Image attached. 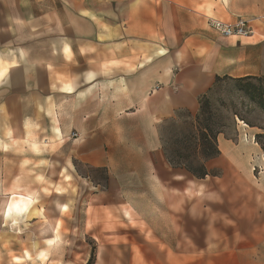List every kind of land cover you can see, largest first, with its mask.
I'll return each instance as SVG.
<instances>
[{"label": "crops", "instance_id": "obj_1", "mask_svg": "<svg viewBox=\"0 0 264 264\" xmlns=\"http://www.w3.org/2000/svg\"><path fill=\"white\" fill-rule=\"evenodd\" d=\"M248 77L264 78V0H0V264H264L252 128L219 135L204 177L163 136Z\"/></svg>", "mask_w": 264, "mask_h": 264}, {"label": "rangeland", "instance_id": "obj_2", "mask_svg": "<svg viewBox=\"0 0 264 264\" xmlns=\"http://www.w3.org/2000/svg\"><path fill=\"white\" fill-rule=\"evenodd\" d=\"M264 83L260 80H232L220 79L203 97L202 106L195 117L181 116L163 130L167 153L175 160L182 161L186 156L190 157L193 167H197L202 160L204 148L201 146L203 139L200 134L199 124H208L214 131H220L227 137L237 138L238 127L249 129L251 127L252 141L259 145V155L263 160L264 169ZM255 97L254 99L252 97ZM198 116V118H197ZM218 135V137H219ZM185 161V160H184ZM58 236L48 240L51 245ZM57 250V249H56ZM55 250V253L57 251ZM28 257L30 253L26 251ZM41 262L33 258L31 262L25 259L15 261V264H61L62 259L45 257ZM21 256V255H20ZM60 260V262L58 261ZM67 264H72L74 259L66 257Z\"/></svg>", "mask_w": 264, "mask_h": 264}, {"label": "trees", "instance_id": "obj_3", "mask_svg": "<svg viewBox=\"0 0 264 264\" xmlns=\"http://www.w3.org/2000/svg\"><path fill=\"white\" fill-rule=\"evenodd\" d=\"M244 79H247V80H256L257 79V80H260L264 83V78L248 77V78H244ZM232 80H243V79H232ZM263 93H264V86H263ZM252 98L254 99L255 97L253 96ZM202 99H201V106H202ZM197 118H198V116H197ZM199 127L201 130L200 131V134L202 136L201 138L203 139L201 146L204 148V151H203V154L201 155L202 160L200 163H198V166L196 168L193 167V162L190 160V157H188V156H186L185 158H181V159H183L182 161H175L168 153L167 154H168V157H169L172 164L177 165V166H184L189 171H191L195 176L204 177L207 174L205 162L207 160L217 156L220 153L219 148H218V135H219L220 131H214L208 124H203L202 122L199 124ZM165 148H166V146H165ZM90 263H91V260H90L89 264Z\"/></svg>", "mask_w": 264, "mask_h": 264}, {"label": "built area", "instance_id": "obj_4", "mask_svg": "<svg viewBox=\"0 0 264 264\" xmlns=\"http://www.w3.org/2000/svg\"><path fill=\"white\" fill-rule=\"evenodd\" d=\"M208 24L211 28L215 29L221 35L226 37H233V36L246 37L254 34V30L251 27H249L248 21L243 19L239 20L235 24H229L211 18L209 19ZM73 136L76 137L78 136V134L73 133Z\"/></svg>", "mask_w": 264, "mask_h": 264}, {"label": "clouds", "instance_id": "obj_5", "mask_svg": "<svg viewBox=\"0 0 264 264\" xmlns=\"http://www.w3.org/2000/svg\"><path fill=\"white\" fill-rule=\"evenodd\" d=\"M15 208H16L17 211L21 210V206L20 205H16ZM12 210H13V207L10 206L9 209H8L9 213H11Z\"/></svg>", "mask_w": 264, "mask_h": 264}]
</instances>
